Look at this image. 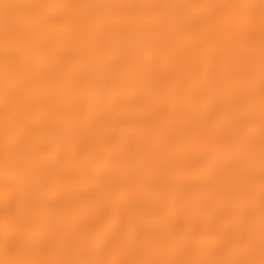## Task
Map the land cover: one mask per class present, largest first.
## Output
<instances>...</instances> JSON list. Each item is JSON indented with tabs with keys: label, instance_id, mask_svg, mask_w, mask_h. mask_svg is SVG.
Here are the masks:
<instances>
[{
	"label": "snow or ice",
	"instance_id": "snow-or-ice-1",
	"mask_svg": "<svg viewBox=\"0 0 264 264\" xmlns=\"http://www.w3.org/2000/svg\"><path fill=\"white\" fill-rule=\"evenodd\" d=\"M160 4L188 11L113 68L121 88L146 91L149 102L133 110L128 96H100L90 108L82 85H94L114 40ZM2 6L26 12L0 26V264H212L184 257L228 230L257 174L253 166L222 199L224 185L203 160L228 109L250 111L257 89L261 259L248 264H264V0ZM239 8L247 14L213 11ZM257 44L258 82L229 76L198 87L221 55L244 61ZM8 93L15 102L5 105ZM187 114L196 118L190 127ZM105 239L103 258H81L86 244Z\"/></svg>",
	"mask_w": 264,
	"mask_h": 264
},
{
	"label": "clouds",
	"instance_id": "clouds-1",
	"mask_svg": "<svg viewBox=\"0 0 264 264\" xmlns=\"http://www.w3.org/2000/svg\"><path fill=\"white\" fill-rule=\"evenodd\" d=\"M187 9L169 4L154 7L145 17L142 24H132L113 42L102 61L94 85L84 84L81 94L89 99L92 108L95 98L111 96L113 100L128 96V103L133 110L146 105L149 100L146 91L130 93L120 87L121 80L113 72L114 66L120 64L130 53L146 45L155 38L163 23L169 18L187 13ZM219 15L243 16L247 9L213 10ZM239 54H237L238 56ZM260 67V50L257 44L255 53L244 61H232L231 53L221 55L217 63L206 70L205 79L198 83L215 84L225 77L255 78L258 82ZM128 75H134L131 68ZM147 86H145V89ZM4 104L15 102V96L8 93L4 96ZM110 118V117H109ZM195 116L187 114L183 125L190 127L195 123ZM261 112L258 89L254 107L250 111H242L238 104H233L227 112L222 130L214 143L209 147L203 160V166L215 170L224 185V191H234L244 182L246 173L254 166L258 175L261 148ZM232 197V195L230 196ZM229 197V198H230ZM22 197H18L20 199ZM231 226L228 230L209 243L195 250H190L184 258L209 261L212 264H248L261 259V220L259 183L254 185L250 199L235 203L231 213ZM145 221L141 227H146ZM223 241V242H221ZM109 240L93 241L80 251L83 256L103 257L110 249Z\"/></svg>",
	"mask_w": 264,
	"mask_h": 264
},
{
	"label": "bare ground",
	"instance_id": "bare-ground-1",
	"mask_svg": "<svg viewBox=\"0 0 264 264\" xmlns=\"http://www.w3.org/2000/svg\"><path fill=\"white\" fill-rule=\"evenodd\" d=\"M21 2V0H0V26H2L8 17L16 18L23 14H25L26 10L21 8H10L5 9L2 5L3 4H17ZM259 183V175H256L254 178V184ZM233 193L228 191H223L220 193V196L222 199H228ZM81 258H88L85 256H82ZM91 258H103V257H91Z\"/></svg>",
	"mask_w": 264,
	"mask_h": 264
}]
</instances>
